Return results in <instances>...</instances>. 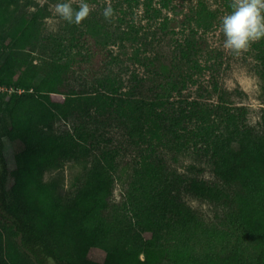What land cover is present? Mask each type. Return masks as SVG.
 <instances>
[{
	"label": "trees",
	"instance_id": "obj_1",
	"mask_svg": "<svg viewBox=\"0 0 264 264\" xmlns=\"http://www.w3.org/2000/svg\"><path fill=\"white\" fill-rule=\"evenodd\" d=\"M167 1L151 10L148 0L146 10L159 19ZM197 5L186 18L208 31L215 15L203 1ZM48 15L47 5L34 0H0V88L12 90L0 96V264H264V127L255 133L244 109L221 98L205 103L182 95L201 74L202 43L172 41L164 16L149 42L146 34L135 42L145 51L166 40L168 51L156 47L138 61L145 75L133 89L120 93V82L105 78L89 91L64 49L40 36L39 20ZM106 37L94 25L70 41L97 52ZM41 44L51 48L49 56H34ZM250 48L264 66V38ZM212 91L219 93L217 85ZM70 118L77 121L70 131H54L55 120ZM99 122L124 128L136 151L120 203L110 201L118 151L86 128ZM4 138L21 146L11 171ZM167 143L205 157L227 190L169 177L158 155ZM90 154L92 165L70 199L60 192V177L43 180L63 161ZM181 191L225 205L223 223L202 226L179 199Z\"/></svg>",
	"mask_w": 264,
	"mask_h": 264
},
{
	"label": "rangeland",
	"instance_id": "obj_2",
	"mask_svg": "<svg viewBox=\"0 0 264 264\" xmlns=\"http://www.w3.org/2000/svg\"><path fill=\"white\" fill-rule=\"evenodd\" d=\"M39 6L47 5L49 15L39 20L40 36L48 37L47 43L54 45L68 55L73 63L74 75L78 81L86 84V88L92 91L96 87L98 80L105 78H115L122 85L120 93L127 92L134 87V79L145 75L144 67L138 61L144 57H150L158 52V48L167 53L168 48L163 42L162 45L154 43L155 47L147 46L146 50H141L136 38L146 34L147 42L152 39L151 34L165 20L172 41L181 42L189 37L200 41L203 51L199 54L201 61V74L193 78L192 82L186 84L182 95L189 99H196L205 103H215L221 98L227 106L231 108L244 109L245 123L253 129L255 133H261L264 127V66L257 58L256 51L249 48L247 52L239 56L229 53L223 48L224 36L220 31L221 17L231 11L232 0H168V8L161 9L160 18L152 16L151 11H147L145 5L148 0H85L90 5L92 11L89 16L79 25L70 24L58 17L53 16L50 5L58 0H34ZM203 1L207 10L215 15L211 19L210 30L205 31L202 26L196 25L192 20L186 18L190 13L199 10L197 3ZM73 2V0H64ZM79 0H74L73 7H77ZM160 0H152L151 10L160 9ZM111 6L113 14L110 18L103 16L104 8ZM177 11V12H176ZM173 12L176 15H173ZM205 17L201 23H204ZM98 24V25H97ZM103 28L107 37L103 39L99 49L90 52L88 44L70 41L73 35L79 31H85L89 26ZM100 25V26H99ZM173 33V34H172ZM137 40V41H138ZM46 43V44H47ZM61 46L57 47L56 44ZM170 43V42H169ZM46 44H41L36 49L34 56H49L51 48ZM158 47V48H156ZM92 52H95L93 54ZM92 55H95L92 56ZM5 52L0 50V62L3 60ZM91 57V61L90 58ZM94 58V60H93ZM84 79L80 80V79ZM217 85L219 95L212 90ZM0 96L5 95L11 88H0ZM218 95V96H217ZM77 121L70 118L63 122L55 120L53 129L56 133L62 130H71ZM87 130L95 131L96 140L103 139L109 141L108 146L116 149L117 156L114 157V185L110 201L120 203L125 198V190L128 186L131 169L137 162L135 150L127 145V135L124 128L116 125L87 123ZM96 130H95V129ZM105 144L103 143V146ZM158 155L162 158L168 176L174 179L195 178L204 181L209 185H215L217 189L227 190L212 174L207 159L191 150L175 151L170 145L160 146ZM18 142H10L3 139V153L8 170L15 166V155L20 151ZM76 156L62 162L61 167L52 172L44 174L43 180L47 181L54 176L62 179L60 192L65 199H70L86 177L92 156ZM194 168V169H192ZM7 184H11L9 178ZM181 202L192 211L198 218L202 226L212 228L223 223V217L227 212V207L218 202L212 203L208 200L195 198L183 191L179 192ZM162 264H169L166 261Z\"/></svg>",
	"mask_w": 264,
	"mask_h": 264
},
{
	"label": "clouds",
	"instance_id": "obj_3",
	"mask_svg": "<svg viewBox=\"0 0 264 264\" xmlns=\"http://www.w3.org/2000/svg\"><path fill=\"white\" fill-rule=\"evenodd\" d=\"M73 2L58 0L50 5L53 16L79 25L89 16L92 8L85 0H79L77 7H73ZM230 8L231 11L220 20L223 48L239 56L247 52L252 43L264 38V0H232ZM102 14L106 19L110 18L113 9L107 6Z\"/></svg>",
	"mask_w": 264,
	"mask_h": 264
},
{
	"label": "built area",
	"instance_id": "obj_4",
	"mask_svg": "<svg viewBox=\"0 0 264 264\" xmlns=\"http://www.w3.org/2000/svg\"><path fill=\"white\" fill-rule=\"evenodd\" d=\"M0 90H2V89H0ZM9 92H12V90H10ZM17 92H19V91H17Z\"/></svg>",
	"mask_w": 264,
	"mask_h": 264
}]
</instances>
